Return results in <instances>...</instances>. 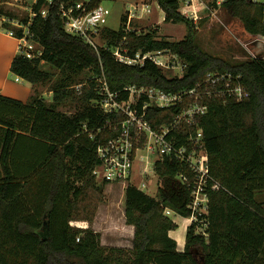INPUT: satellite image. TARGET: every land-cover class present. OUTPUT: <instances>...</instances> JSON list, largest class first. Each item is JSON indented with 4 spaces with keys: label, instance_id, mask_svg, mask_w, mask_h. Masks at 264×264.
Instances as JSON below:
<instances>
[{
    "label": "trees",
    "instance_id": "16d2710c",
    "mask_svg": "<svg viewBox=\"0 0 264 264\" xmlns=\"http://www.w3.org/2000/svg\"><path fill=\"white\" fill-rule=\"evenodd\" d=\"M153 1L164 22L185 26L182 40L159 39L155 30L125 32L126 15H121L118 30L105 29L103 38L107 45H116L125 37L130 55L170 50L187 63L178 77L166 78L151 63L130 67L105 49L94 50L64 31L55 8L41 17L42 0L32 7L37 15L29 24L28 14L19 18L0 6V17L27 25L42 49L32 60L17 54L11 73L33 86L49 84L52 93L50 102L35 92L25 103L0 95V264H264V205L255 199L264 191V59L232 63L203 52L194 42L195 24L179 11V0ZM222 6L248 33L264 36V4L226 0ZM1 28L15 36L23 31L9 22ZM44 65L54 71L44 70ZM85 71L103 77L114 92L137 85L175 93L192 87L207 72L240 75L250 97L228 105L212 100L207 114L198 119L210 174L223 188L209 191L206 238L188 228L184 250L179 251L168 235L176 226L163 209L183 218L190 212V187L177 175L192 178L187 165L172 158L155 163L157 198L132 185L124 188L125 220L134 227L131 249L104 247L99 233L71 224L77 210L87 213L79 206L99 189L92 174L98 164L96 147L117 136L121 119L105 116L95 105L99 96L93 76L88 88L76 90ZM65 106L74 111L59 109ZM176 112L150 108L147 116L156 127L170 122ZM106 119L110 126H104ZM179 132L176 139L182 143L188 129Z\"/></svg>",
    "mask_w": 264,
    "mask_h": 264
},
{
    "label": "built area",
    "instance_id": "2783aa9c",
    "mask_svg": "<svg viewBox=\"0 0 264 264\" xmlns=\"http://www.w3.org/2000/svg\"><path fill=\"white\" fill-rule=\"evenodd\" d=\"M14 1L18 3L21 0ZM38 1L32 0L28 9V24L37 15L32 7ZM105 1L107 0H42L39 14L45 18L49 11L55 8L67 34L81 39L94 50L100 48L107 50L115 61L121 64L142 68L147 63H151L169 79L178 77L184 72L187 63L168 49L137 51L130 55L125 47V37L116 45H107L102 34L105 29H109L107 21L110 12L103 5ZM225 1L212 0V3L220 7ZM5 2L9 1L5 0ZM251 2L258 5L264 4V0H251ZM133 10H128L125 32L132 31L130 24L135 17ZM192 12L195 15L189 14L191 20L199 19L197 13ZM182 14L187 15L186 12ZM2 21L23 30L21 36H15L12 31H8L18 42V54L28 60L42 54L41 47L32 39L27 25H21L17 21L6 18ZM250 57L256 58L253 53ZM262 57L264 59V51ZM92 82L95 83V91L99 96L95 105L102 114L121 117L116 123L119 129L117 136L96 147L98 164L92 172L96 181L124 185L132 179L136 162L143 160L146 164L142 165V167L145 166L143 173H149L146 170L148 166L154 170L155 163L165 158H172L186 164L192 178L189 179L183 173H179L177 178L190 187L189 215L183 218L167 207L163 209L164 214L183 218L187 229L192 228L194 234L206 238L209 226V191H219L223 188L210 174L209 158L204 148L202 129L198 119L207 114L212 100L228 105L231 102H243L250 97L240 75L220 71L207 72L192 87L175 93L164 92L156 87L137 85H128L114 92L101 76H93ZM80 87L81 85L77 88ZM121 93H126V97L120 98ZM150 108H174L177 112L170 122L153 127L147 116ZM110 125V121L106 119L104 126ZM183 127L188 129V135L184 142L179 143L176 137L182 135L179 131ZM89 136L93 138L92 133ZM152 156L156 158L151 162Z\"/></svg>",
    "mask_w": 264,
    "mask_h": 264
},
{
    "label": "rangeland",
    "instance_id": "374dc122",
    "mask_svg": "<svg viewBox=\"0 0 264 264\" xmlns=\"http://www.w3.org/2000/svg\"><path fill=\"white\" fill-rule=\"evenodd\" d=\"M8 1L2 5L4 10L12 12L19 18L28 14V9L32 3V0H21L18 3L14 0ZM134 1L136 0H107L103 2V5L110 12L107 21L109 29L118 30L121 15L127 17L128 10L135 9L133 10L135 17L130 24L132 31L145 33L155 30L157 38L168 41H179L184 38L186 28L183 24H172L164 21L158 23L163 17V12L153 0L135 2V4ZM179 4V11L181 13L186 12L187 15L184 16L190 20L189 14L195 15L192 11L197 13L199 19L196 21L192 19L196 27L194 42L203 52L232 63L248 61L252 59L250 57L252 53L256 58H263L261 53L264 51V47H262L264 36L248 33L244 29L242 21L237 17L230 16L222 5L217 7L212 3V0H179ZM3 18L5 17H0V27L4 22L2 21ZM43 69L54 71L47 65H44ZM92 76L93 74L89 71L82 73L80 77L82 83L79 85L83 86L82 88H88L87 81ZM79 85L76 86L78 92L82 90L81 87L77 88ZM33 87L37 95L41 93L45 99L50 100L52 93L49 91V84H36ZM59 109L67 113L74 111L69 106ZM155 158L156 156H152L151 162ZM143 164L144 160L136 162L132 179L124 185L96 182L95 186L99 188L98 191L87 197L79 206L80 209L86 208L87 213L77 210L73 216L76 221H72L71 224L80 228L89 227L93 232L99 233L100 243L104 247L131 249L134 227L127 224L125 220L124 188L132 185L151 197L157 196L156 189L159 176L155 168L151 170L150 166L148 169L146 167L149 173H143L145 168V166L142 167ZM255 199L264 205V191L257 192ZM163 216L171 220L172 224L176 226L174 230L168 232V235L176 242L177 249L183 251L185 235L188 230L186 221L177 216H166L164 211ZM85 217L91 220L83 219Z\"/></svg>",
    "mask_w": 264,
    "mask_h": 264
},
{
    "label": "crops",
    "instance_id": "0c3cea01",
    "mask_svg": "<svg viewBox=\"0 0 264 264\" xmlns=\"http://www.w3.org/2000/svg\"><path fill=\"white\" fill-rule=\"evenodd\" d=\"M143 1L145 0H136L134 1V4L135 2L141 3ZM4 3L7 2L5 1L3 2V0H0V6L3 5ZM156 6H158L157 3ZM163 20H164V13H163V17L158 23H162ZM17 54H18V42L16 38L11 36L8 33V31L0 27V95L25 103L35 93L34 92L35 88L29 82L11 73L10 71L11 62ZM39 94L45 99V97L41 93ZM51 96H50V100H51ZM50 100L45 99L46 102H50Z\"/></svg>",
    "mask_w": 264,
    "mask_h": 264
},
{
    "label": "water",
    "instance_id": "95a60500",
    "mask_svg": "<svg viewBox=\"0 0 264 264\" xmlns=\"http://www.w3.org/2000/svg\"><path fill=\"white\" fill-rule=\"evenodd\" d=\"M261 56H263V53H261Z\"/></svg>",
    "mask_w": 264,
    "mask_h": 264
}]
</instances>
